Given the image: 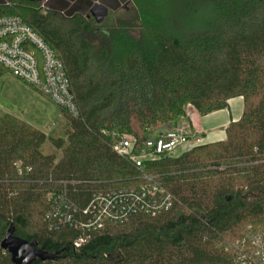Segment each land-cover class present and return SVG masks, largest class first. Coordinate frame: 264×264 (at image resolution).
<instances>
[{"label": "trees", "instance_id": "16d2710c", "mask_svg": "<svg viewBox=\"0 0 264 264\" xmlns=\"http://www.w3.org/2000/svg\"><path fill=\"white\" fill-rule=\"evenodd\" d=\"M131 1L100 25L43 10L40 0L0 5V16L19 17L52 47L81 112L60 109L57 138L0 117V245L11 233L56 256L29 264H231L226 244L264 222V0ZM237 97L243 116L223 142L162 156L143 171L112 150V133L141 147L187 106L207 116ZM142 172L180 204L106 224L78 249L80 231L49 228L50 193L83 209L97 192L138 188ZM0 264H16L1 246Z\"/></svg>", "mask_w": 264, "mask_h": 264}, {"label": "built area", "instance_id": "2783aa9c", "mask_svg": "<svg viewBox=\"0 0 264 264\" xmlns=\"http://www.w3.org/2000/svg\"><path fill=\"white\" fill-rule=\"evenodd\" d=\"M1 71L31 86L71 117H81L63 62L43 38L16 16H0ZM111 137L112 150L139 171H143L146 162L171 156L190 144L186 134L174 130L162 131L141 147L134 138L117 133ZM21 166V163L16 165L18 172ZM141 181L135 189L97 192L83 209L71 203L65 192L58 196L50 193L47 198L54 205L46 216L49 228L69 226L80 231V237L74 242V248L78 249L106 224H124L138 214L165 215L180 204L156 176L142 172ZM226 250L231 255V264H264V222L249 226L241 238L226 244Z\"/></svg>", "mask_w": 264, "mask_h": 264}, {"label": "crops", "instance_id": "0c3cea01", "mask_svg": "<svg viewBox=\"0 0 264 264\" xmlns=\"http://www.w3.org/2000/svg\"><path fill=\"white\" fill-rule=\"evenodd\" d=\"M6 2H9V0H0V5L5 4ZM40 2L44 4L43 7L45 8V10L55 11L66 16H72L75 14L86 16L90 13L93 5L97 3L105 5L109 9V14L112 12H118L117 8L122 7L120 5V0H40ZM50 102L53 103L51 100ZM57 109L59 111L58 118L62 121L64 114L59 108ZM243 111L244 100L242 97H237L229 100L228 107L226 109L214 112L207 116H201L194 107L189 105L187 107L185 117L178 119L173 125L166 126L162 130L153 132L149 138L156 137L164 130L181 131L189 137V141L191 143L190 150L198 146L196 144L197 142H199L201 145L223 142L227 139V128L232 123H237L241 120ZM47 113L50 115V117L54 114V112ZM60 123L61 122H54L53 125L55 124V128H59ZM53 130L54 129H49V131H46L42 129L40 131L49 135L50 131ZM45 148L50 151L53 150L49 144H47ZM181 155L182 153L174 156L178 157Z\"/></svg>", "mask_w": 264, "mask_h": 264}, {"label": "rangeland", "instance_id": "374dc122", "mask_svg": "<svg viewBox=\"0 0 264 264\" xmlns=\"http://www.w3.org/2000/svg\"><path fill=\"white\" fill-rule=\"evenodd\" d=\"M153 1L156 5H159L161 2H165V0ZM170 3L172 2L170 1ZM42 5L44 4L41 3V7L43 8V10H45ZM120 5L122 7L121 9L119 8L118 11L122 15L125 13L126 9L130 10V8L133 7V3L131 0H120ZM111 18L112 15L110 14L104 20L105 23H109ZM57 108L58 107L51 103L48 98L37 92L34 88L27 85L26 83L14 78L10 73L5 72L0 76V117L4 114H11L23 121L30 123L40 130L44 129L46 131H49V129H54L53 131H50V136L53 135V137L55 138L64 137L66 120L65 117H63L62 121L58 118L59 111ZM47 112H54V114L50 117ZM54 122H61L59 124V128H55V124L53 125ZM47 123L49 126L47 125ZM151 135L152 133L150 134V136ZM125 136H127L128 138H134L133 135ZM196 144L198 146H202L199 142H197ZM190 148L191 143L176 150L174 155L177 156L181 153L183 154L189 151ZM52 152L53 150L50 151L45 147L43 148L44 154H51ZM174 155L172 154L171 156Z\"/></svg>", "mask_w": 264, "mask_h": 264}, {"label": "water", "instance_id": "95a60500", "mask_svg": "<svg viewBox=\"0 0 264 264\" xmlns=\"http://www.w3.org/2000/svg\"><path fill=\"white\" fill-rule=\"evenodd\" d=\"M90 15L100 25L109 15V9L103 4H95L90 10ZM1 249L7 251L16 264H29L36 259L52 260L56 256L51 255L36 247L35 243H29L9 233L1 243Z\"/></svg>", "mask_w": 264, "mask_h": 264}, {"label": "flooded vegetation", "instance_id": "af4514ba", "mask_svg": "<svg viewBox=\"0 0 264 264\" xmlns=\"http://www.w3.org/2000/svg\"><path fill=\"white\" fill-rule=\"evenodd\" d=\"M84 16V15H83ZM85 17H87L88 19H93L94 20V18L90 15V13L88 14V15H86ZM95 21V20H94Z\"/></svg>", "mask_w": 264, "mask_h": 264}]
</instances>
